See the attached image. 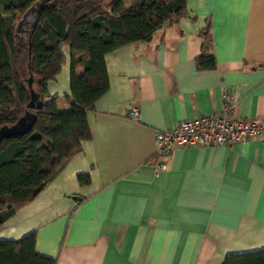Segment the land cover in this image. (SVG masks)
Returning a JSON list of instances; mask_svg holds the SVG:
<instances>
[{"label":"crops","instance_id":"1","mask_svg":"<svg viewBox=\"0 0 264 264\" xmlns=\"http://www.w3.org/2000/svg\"><path fill=\"white\" fill-rule=\"evenodd\" d=\"M185 6L149 41L104 55L108 87L87 112L90 137L3 221L0 239L34 231L35 250L56 264H221L264 248V138L178 146L165 169L152 167L154 130L218 110L224 94H238L239 119L264 120V0ZM207 23L215 65L201 68ZM61 51L46 88L64 109L71 62Z\"/></svg>","mask_w":264,"mask_h":264},{"label":"trees","instance_id":"2","mask_svg":"<svg viewBox=\"0 0 264 264\" xmlns=\"http://www.w3.org/2000/svg\"><path fill=\"white\" fill-rule=\"evenodd\" d=\"M36 1L0 0V127H12L27 111L35 114L28 126L12 127L0 141V225L90 137L87 112L108 87L104 55L126 43L149 41L166 20L186 12V0H137L129 7L123 0H48L33 22H23L17 31ZM209 30L207 23L200 31L201 68L215 65ZM64 45L70 52L69 92L66 107L59 109L46 83L60 70ZM77 178L88 181L87 174ZM34 239V231L0 239V264H56L35 250ZM221 264H264V248L228 253Z\"/></svg>","mask_w":264,"mask_h":264},{"label":"built area","instance_id":"3","mask_svg":"<svg viewBox=\"0 0 264 264\" xmlns=\"http://www.w3.org/2000/svg\"><path fill=\"white\" fill-rule=\"evenodd\" d=\"M238 99L237 93L224 94V102L218 110L181 119L163 130H154V170L165 169L172 150L178 146H231L250 138H264V120L239 119L236 116ZM128 116L132 120L138 119L137 106L129 109Z\"/></svg>","mask_w":264,"mask_h":264},{"label":"water","instance_id":"4","mask_svg":"<svg viewBox=\"0 0 264 264\" xmlns=\"http://www.w3.org/2000/svg\"><path fill=\"white\" fill-rule=\"evenodd\" d=\"M46 1L48 0H38L35 2L34 5H32L23 15L22 17L20 18V20L17 22L16 24V30L19 31L23 22H26V21H30L31 23L33 22L34 20V17L37 15L41 5L43 3H45ZM29 14H33V17L30 18V19H27V16ZM31 95L34 96V99H36L38 97V94L37 93H34L33 91H31ZM40 101H37L36 103V106L37 107H40ZM35 118V114L32 113V112H25L23 116H21L17 122L12 126V127H26L27 123H30L34 120ZM28 126V125H27ZM12 127H6V126H2L0 127V141L11 135V130H12ZM75 197L76 199H79L80 197L79 196H73Z\"/></svg>","mask_w":264,"mask_h":264},{"label":"rangeland","instance_id":"5","mask_svg":"<svg viewBox=\"0 0 264 264\" xmlns=\"http://www.w3.org/2000/svg\"><path fill=\"white\" fill-rule=\"evenodd\" d=\"M25 76V75H24Z\"/></svg>","mask_w":264,"mask_h":264}]
</instances>
